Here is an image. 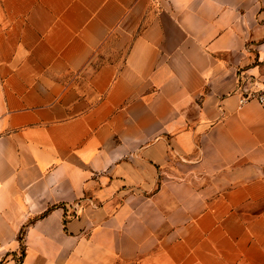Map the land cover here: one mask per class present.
<instances>
[{"label": "crops", "instance_id": "0c3cea01", "mask_svg": "<svg viewBox=\"0 0 264 264\" xmlns=\"http://www.w3.org/2000/svg\"><path fill=\"white\" fill-rule=\"evenodd\" d=\"M259 89L264 0H0V264H264Z\"/></svg>", "mask_w": 264, "mask_h": 264}, {"label": "built area", "instance_id": "2783aa9c", "mask_svg": "<svg viewBox=\"0 0 264 264\" xmlns=\"http://www.w3.org/2000/svg\"><path fill=\"white\" fill-rule=\"evenodd\" d=\"M250 100H256L258 101V103L262 106V108L264 109V89H259L256 91H249L247 94H245L240 102L246 103Z\"/></svg>", "mask_w": 264, "mask_h": 264}, {"label": "trees", "instance_id": "16d2710c", "mask_svg": "<svg viewBox=\"0 0 264 264\" xmlns=\"http://www.w3.org/2000/svg\"><path fill=\"white\" fill-rule=\"evenodd\" d=\"M22 233H23V230H22Z\"/></svg>", "mask_w": 264, "mask_h": 264}]
</instances>
